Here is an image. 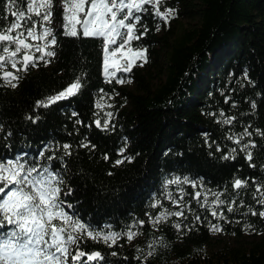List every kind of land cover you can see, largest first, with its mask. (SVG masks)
<instances>
[{
    "label": "trees",
    "instance_id": "obj_1",
    "mask_svg": "<svg viewBox=\"0 0 264 264\" xmlns=\"http://www.w3.org/2000/svg\"><path fill=\"white\" fill-rule=\"evenodd\" d=\"M6 3L0 0V9ZM20 3L26 10L27 0ZM167 7L176 10L167 21L151 11L142 13L137 32L143 31L144 25L148 31L130 42L131 49L147 46L145 70L136 59L125 72L134 78L138 91L122 87L115 76L105 79L103 39L64 35L63 15L58 46H51L56 56L48 57L50 63L37 61L38 66L29 65L27 71L13 69L7 62L0 66V71H16L19 77L15 87L0 77V123L4 125L0 128V154L22 150L34 156L45 142L70 141L72 153L66 158V168L74 188L67 196L72 211L98 226L111 224L115 231L126 229L133 218L145 220L133 228L136 235L131 240L125 235L116 244L92 237L73 242L70 264L78 247L104 254L102 261L88 264H264V217L259 215L258 203L262 189L252 180L258 177L264 181V0H162L161 10ZM3 15L6 19L0 24L14 19L6 11ZM183 18L196 21L187 27ZM162 27L165 30L160 34ZM77 30L82 31L79 26ZM81 72L85 78L77 93L47 105L36 103L66 87ZM155 75L164 78L152 85ZM232 100L237 102L235 106ZM29 113L38 119H31ZM106 119L107 128L103 127ZM245 127L251 136L243 135L239 142L232 139ZM257 128L261 132H256ZM85 139L91 143L79 147ZM249 139L257 141L250 146L255 166L240 147ZM9 142L11 149H6ZM125 145L123 153L117 151ZM231 149L235 152L224 157ZM56 151L59 155L63 149ZM128 156L133 158L128 160ZM173 173L191 179L203 177L208 201L224 200L213 206L218 212L223 209L228 219L213 216L200 181L196 189L181 181L185 191L182 203H192L183 208L186 219L176 216L181 204L161 195L164 180ZM237 177L247 179L248 184L233 187ZM168 187L173 189V197L180 199L177 185ZM196 190L201 191L198 199ZM153 193L157 195L153 197ZM153 199H160L161 204L152 207ZM250 207L257 209L255 215ZM188 208L195 209L203 222L192 224L194 214ZM163 209L173 214L153 227L146 214L155 216ZM172 221L188 226L178 230ZM210 224L222 226L218 231L234 236L238 244L209 253L208 244L217 231L211 230ZM248 235L253 238L244 243ZM161 240L165 242L157 243ZM86 260L81 257L82 262Z\"/></svg>",
    "mask_w": 264,
    "mask_h": 264
},
{
    "label": "snow or ice",
    "instance_id": "obj_2",
    "mask_svg": "<svg viewBox=\"0 0 264 264\" xmlns=\"http://www.w3.org/2000/svg\"><path fill=\"white\" fill-rule=\"evenodd\" d=\"M161 3L162 0H27V8L22 10L20 0H7L5 8L0 9V20L6 19V16L3 15L5 11L14 19L10 23L0 24V50H2L0 51V66H4L7 62L13 69L22 67L27 71L29 65L38 66L37 61L50 63L48 57L56 56V50L50 45L58 46V29L52 24L55 19L54 10H58L62 5L65 21L63 23L64 35L101 37L103 39L104 76L105 79H110L116 76L119 69L130 71L132 65L136 63V59L141 63L147 59V46L134 49L137 53L136 59H133L131 55L121 57V59H125V63L118 64L114 57L115 54L121 53L126 45L130 47V42L133 39L138 40L148 31L147 26L144 25L143 31L137 32V29L141 27L139 22L142 20V13L154 12L157 16L163 17L165 21L176 14V10L172 7L161 10ZM145 5L152 7L149 8ZM33 14H35V18ZM78 26L82 31L77 30ZM27 37H31L37 43L30 42ZM17 53L22 54L17 56ZM0 77H3L4 81L13 87L19 82L16 71H0ZM84 78L85 74L81 72L66 87L36 103L47 105L61 98L72 96L81 89V81ZM119 82H123V79L121 78ZM251 82L255 83V81ZM227 99L228 97L225 96V100ZM236 103L235 100H232L234 106ZM252 106L253 108L256 106L255 100L252 101ZM220 111L223 112V109ZM73 115L76 113L74 112ZM29 116H31L30 113ZM108 116L110 118L111 113H108ZM31 119L36 120L38 117L31 116ZM217 119L220 117L217 116ZM227 122L231 123L232 121L227 120ZM77 123L79 124L81 121H77ZM96 124H100L98 117ZM3 127L4 125L0 123V128ZM103 127H108L107 119L104 121ZM256 132L259 133L261 130L257 128ZM11 134V130H9L7 135L11 136ZM243 135L251 136L246 127L240 135L232 136V139L239 142ZM90 143L91 141L85 139L79 147ZM256 143V140L249 139L246 144H240V147L245 149L250 164H252L253 157L250 146ZM91 146L96 147L95 144ZM4 147L11 149V143L5 144ZM125 147L126 145L121 146L117 151L123 153ZM219 147L220 145L217 144V148ZM58 148L63 149L59 155L56 151ZM48 151L51 152L50 155L47 154ZM234 152L235 149H231L230 152L224 153V157H228ZM71 153L70 141H64L62 144L48 141L37 150L34 156H30L29 153L22 150L6 151L0 154V264H70L69 248L73 242L84 237H92L97 240L103 238L105 243L116 244L119 238L125 235L131 240L136 235L133 228L137 223L139 225L145 223L144 219L136 217L132 219L126 229L115 231L111 230L113 228L111 224L101 227L72 211L73 204L69 202L67 196L74 192V188L68 182L70 174L66 168V158ZM104 155L107 158V153ZM132 158V156L127 157L128 160ZM123 159L122 156L116 163H120ZM55 162H58L59 166H56ZM252 166L255 165L252 164ZM252 180L257 181L255 185L257 189H262L259 193L261 199L258 203L261 205L259 215L264 217V181L258 177H252ZM181 181L192 185L193 189L197 188V181H200L199 188L204 189V200L211 208L213 216L228 219L223 209L218 212L217 208L213 206L225 203L224 200L217 198L211 202L208 201L209 192L203 183V177L191 179L189 175L181 176L173 173L170 179L164 180L165 191L161 195H165L173 204H181V210L175 211L176 216L186 219L183 208L192 203L191 200L187 201V204L182 203L185 191ZM170 184L177 185L175 191L179 193L180 199L173 197V189L168 187ZM247 184V179L239 177L233 181V187L237 189ZM156 195L153 193V197ZM255 195L257 193L253 192V196ZM200 196L201 191L196 190L194 197L198 199ZM244 202L243 199L240 200L241 204ZM151 203L152 207H155L161 204V200L153 199ZM232 208L233 205L229 202V211H232ZM249 210L254 215L256 214V208L250 207ZM188 211L194 214L192 224L201 220L200 214L196 213L195 209L188 208ZM172 214L171 211L163 209L155 216H152L151 213L146 215L152 226L157 227L161 219L167 220ZM172 223L178 230L188 226L177 221H172ZM106 229L109 230L106 231ZM210 229L218 231L222 230V226L210 224ZM163 242L165 241H157V243ZM153 251L155 249L149 251L148 255H152ZM113 254L115 255V253ZM137 255L139 256L140 253L138 252ZM85 256L87 260L82 262L81 257ZM103 259L104 254L100 250L85 252L79 247L71 256L72 264H88V262L102 261ZM144 259L147 260V257Z\"/></svg>",
    "mask_w": 264,
    "mask_h": 264
},
{
    "label": "rangeland",
    "instance_id": "obj_3",
    "mask_svg": "<svg viewBox=\"0 0 264 264\" xmlns=\"http://www.w3.org/2000/svg\"><path fill=\"white\" fill-rule=\"evenodd\" d=\"M59 11L57 12L56 10H54V17H55V19L52 21V24H53V26L55 27V28H59V26L62 24V21H61V15H63V6L62 5H60V7H59V9H58ZM183 21V23L185 24V26H187V27H190L191 26V24H193L196 20H194V19H189V18H183L182 19ZM172 23V22H171ZM164 27H162L160 30H159V33L161 34V33H163L164 32ZM29 40H30V42H32V43H37V41H35V40H32V38L31 37H27ZM52 45H50V47H51ZM127 55H131L132 57H133V59H136L137 58V53L134 51V49H131V46L129 47V46H125V48L122 50V52L121 53H118V54H115V57L114 58H116L117 59V62H118V64L119 63H125V59H121V57H126ZM137 65L140 67V68H143V66H144V63H141L140 61H138L137 62ZM144 69V68H143ZM145 70V69H144ZM151 73H155V72H153L154 70H153V68H151ZM146 71L148 72V70L146 69ZM120 73L119 74V76H115V78L117 79V82L122 86V87H125L126 89H128V90H134V91H138L137 90V84L135 83V80H134V78H132L131 77V75H129L128 73H125V72H127V71H124L123 69H119L118 71H117V73ZM116 73V74H117ZM123 77H125L124 79H123V82H119L120 81V79L121 78H123ZM129 77H131V79H129ZM154 77H156V78H154ZM152 79H151V83H152V85L153 84H156L159 80H161V79H163L164 77H162V78H160L161 77V75H160V77L158 78L157 77V75H155ZM212 239H211V241L209 242V244H208V248H207V251H209V253H213V252H216V251H219L220 250V247H222V246H224V245H230V246H233V245H235L236 243L238 244V242H237V240L235 239V237L234 236H232V235H229V234H227V233H222V232H219V231H216V232H214V233H212ZM253 237L252 236H250V235H248V237H245L244 239H243V242L244 243H247V242H249L251 239H252ZM242 241V240H241ZM74 245V243H72L71 245H70V247L71 246H73ZM69 256H70V248H69Z\"/></svg>",
    "mask_w": 264,
    "mask_h": 264
},
{
    "label": "water",
    "instance_id": "obj_4",
    "mask_svg": "<svg viewBox=\"0 0 264 264\" xmlns=\"http://www.w3.org/2000/svg\"><path fill=\"white\" fill-rule=\"evenodd\" d=\"M23 69V68H22Z\"/></svg>",
    "mask_w": 264,
    "mask_h": 264
}]
</instances>
